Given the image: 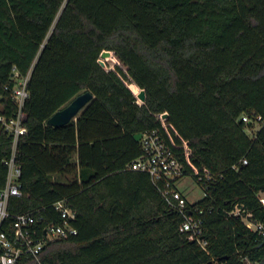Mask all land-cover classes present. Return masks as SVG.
Listing matches in <instances>:
<instances>
[{
  "label": "trees",
  "instance_id": "trees-1",
  "mask_svg": "<svg viewBox=\"0 0 264 264\" xmlns=\"http://www.w3.org/2000/svg\"><path fill=\"white\" fill-rule=\"evenodd\" d=\"M29 69L21 194L8 209L60 221L54 202L65 199L78 231L19 264L264 259V237L243 219L264 222V0H0V113L17 111L13 88ZM87 90L94 96L76 119L47 123ZM162 112L187 154L170 143ZM152 129L202 190L190 200L176 184L184 211L149 173L128 167L143 151L134 134ZM11 149L0 123V189ZM195 207L205 246L183 227Z\"/></svg>",
  "mask_w": 264,
  "mask_h": 264
},
{
  "label": "built area",
  "instance_id": "built-area-1",
  "mask_svg": "<svg viewBox=\"0 0 264 264\" xmlns=\"http://www.w3.org/2000/svg\"><path fill=\"white\" fill-rule=\"evenodd\" d=\"M30 74L31 69L26 75L19 77L14 85V97L17 103L15 114L6 116L0 113V123L3 129L12 136L11 153L4 159L7 166L5 183L0 189V264H19L23 255H31L39 260L41 250L49 241L76 234L78 231L71 222L75 218V212L65 199L54 202V208L60 213V221L37 212H22L11 215L8 209L11 196L21 194L22 167L17 160V147L20 137L27 131L24 124L23 106L29 95ZM136 97L140 101L138 93H136ZM164 113H159L157 117L161 120L170 143L178 148L183 147L187 154L188 143L185 141H182L181 144L175 142L172 128L167 123L168 117H164ZM243 119L249 120L247 116H243ZM140 141L143 151L129 163L128 167L149 173L152 181L158 185L163 195L181 211H184L186 198L176 187L177 182L183 177L184 168L172 145L159 129L142 132ZM243 162L246 163L247 159L244 158ZM259 199L264 204V190L259 192ZM240 212L239 206L233 210V213ZM200 213L202 210L195 207L194 211L190 212L192 216L185 214L183 227L185 230L192 231L201 245L205 246L207 241L201 236L202 218ZM11 216L12 221L7 222L6 219ZM243 219L249 228L259 232L264 237V222L252 220L248 216ZM39 263L44 264L40 261ZM249 264H260V261Z\"/></svg>",
  "mask_w": 264,
  "mask_h": 264
},
{
  "label": "water",
  "instance_id": "water-1",
  "mask_svg": "<svg viewBox=\"0 0 264 264\" xmlns=\"http://www.w3.org/2000/svg\"><path fill=\"white\" fill-rule=\"evenodd\" d=\"M106 52L107 51H105V53ZM93 96V93L89 90L77 94L65 106L55 111L47 119V123L54 126H60L69 122L72 119H76L77 115L82 111V109L86 106V104L90 101ZM138 97L140 100L145 99V91L143 89L139 91ZM163 116L168 117V113L165 112ZM141 136L142 132L134 134L135 139L138 141L140 140ZM260 264H264V259L260 262Z\"/></svg>",
  "mask_w": 264,
  "mask_h": 264
},
{
  "label": "rangeland",
  "instance_id": "rangeland-1",
  "mask_svg": "<svg viewBox=\"0 0 264 264\" xmlns=\"http://www.w3.org/2000/svg\"><path fill=\"white\" fill-rule=\"evenodd\" d=\"M260 124L258 121L254 123L253 129L259 128ZM253 131L252 128L247 130ZM177 185L184 189V191L187 193V196L190 200H196L202 197V190L199 186V184L190 176V175H185L183 176L178 182Z\"/></svg>",
  "mask_w": 264,
  "mask_h": 264
}]
</instances>
